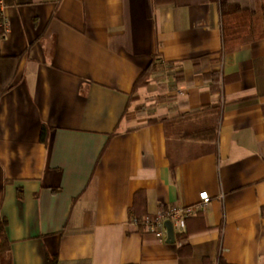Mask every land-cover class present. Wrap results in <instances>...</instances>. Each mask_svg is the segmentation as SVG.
<instances>
[{"label":"crops","instance_id":"0c3cea01","mask_svg":"<svg viewBox=\"0 0 264 264\" xmlns=\"http://www.w3.org/2000/svg\"><path fill=\"white\" fill-rule=\"evenodd\" d=\"M228 3L256 39L222 55L218 0H0V56L19 58L0 97L11 264H264V0ZM215 106V143L183 137L199 128L175 120ZM201 192L173 242L132 222Z\"/></svg>","mask_w":264,"mask_h":264},{"label":"trees","instance_id":"16d2710c","mask_svg":"<svg viewBox=\"0 0 264 264\" xmlns=\"http://www.w3.org/2000/svg\"><path fill=\"white\" fill-rule=\"evenodd\" d=\"M218 1L221 24V54L228 55L238 50L241 46L256 39L255 11L248 8H240L238 5L229 4L228 0ZM262 19L264 23V5L262 7ZM2 35L3 19L0 12V38ZM18 63V57L3 58L0 56V97L7 93L10 89ZM154 71L155 65L154 62H151L146 70L137 78L134 88L145 85ZM204 79L209 85L211 94L216 95L220 93L221 81L217 72L206 75ZM251 103L252 101L250 100L240 101L234 104L233 107L242 108L250 105ZM221 114L222 106L206 107L199 112L181 116L175 121H186L189 124H193L194 128H199L194 132L185 134L183 137H186L187 139L190 138L193 141L199 140L202 144H212L217 140V129L221 119ZM45 138L46 128L42 127L40 132V141L45 143ZM5 227V219L0 218V264H11L8 241L5 235ZM48 264H57V258L48 259Z\"/></svg>","mask_w":264,"mask_h":264},{"label":"built area","instance_id":"2783aa9c","mask_svg":"<svg viewBox=\"0 0 264 264\" xmlns=\"http://www.w3.org/2000/svg\"><path fill=\"white\" fill-rule=\"evenodd\" d=\"M210 198L206 192L199 194V202L188 207L170 206L160 210L154 216H146L140 222L133 220V224H140L146 232L153 234L159 239H164L166 229L164 223L169 221L173 229L181 230L184 227V220L201 212L209 203Z\"/></svg>","mask_w":264,"mask_h":264},{"label":"water","instance_id":"95a60500","mask_svg":"<svg viewBox=\"0 0 264 264\" xmlns=\"http://www.w3.org/2000/svg\"><path fill=\"white\" fill-rule=\"evenodd\" d=\"M164 227L166 229V235H167V241L173 242V228L169 221H166L164 223Z\"/></svg>","mask_w":264,"mask_h":264}]
</instances>
